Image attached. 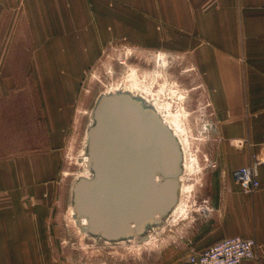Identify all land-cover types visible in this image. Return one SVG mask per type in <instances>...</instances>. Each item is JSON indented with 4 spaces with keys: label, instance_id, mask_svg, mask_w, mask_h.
Segmentation results:
<instances>
[{
    "label": "crops",
    "instance_id": "1",
    "mask_svg": "<svg viewBox=\"0 0 264 264\" xmlns=\"http://www.w3.org/2000/svg\"><path fill=\"white\" fill-rule=\"evenodd\" d=\"M0 9L27 20L33 56L48 73L77 75L120 39L195 59L221 115L223 151L211 207L186 247L254 238L259 257L239 264H264V0H0ZM68 79L39 82L48 148L0 158V264H51L47 226L72 104ZM254 160L260 185L247 192L233 172Z\"/></svg>",
    "mask_w": 264,
    "mask_h": 264
},
{
    "label": "rangeland",
    "instance_id": "2",
    "mask_svg": "<svg viewBox=\"0 0 264 264\" xmlns=\"http://www.w3.org/2000/svg\"><path fill=\"white\" fill-rule=\"evenodd\" d=\"M13 14L0 9V158L14 151L48 148L39 82L69 78L74 85L47 226L51 264H168L175 257L188 263L194 252L186 244L211 207L223 151L221 115L209 102L204 73H199L196 60L169 48L145 49L120 39L108 43L77 75L55 74V69L48 73L46 60L33 56L38 42L32 27ZM131 73L138 86H150L148 97L171 103V109L184 117L188 141L179 178L188 188L179 191V209L170 210L139 233L114 241L78 229L72 195L77 179L92 174L85 160L88 162V129L94 123L95 104L101 94L128 83Z\"/></svg>",
    "mask_w": 264,
    "mask_h": 264
},
{
    "label": "water",
    "instance_id": "3",
    "mask_svg": "<svg viewBox=\"0 0 264 264\" xmlns=\"http://www.w3.org/2000/svg\"><path fill=\"white\" fill-rule=\"evenodd\" d=\"M93 118L87 143L92 174L73 186L75 224L83 233L121 240L159 222L175 205L181 147L153 108L129 93L101 94Z\"/></svg>",
    "mask_w": 264,
    "mask_h": 264
},
{
    "label": "built area",
    "instance_id": "4",
    "mask_svg": "<svg viewBox=\"0 0 264 264\" xmlns=\"http://www.w3.org/2000/svg\"><path fill=\"white\" fill-rule=\"evenodd\" d=\"M257 160L233 172L235 180L247 192L259 187ZM259 245L254 238L230 236L209 245L189 256L188 264H239L243 260L259 257Z\"/></svg>",
    "mask_w": 264,
    "mask_h": 264
},
{
    "label": "bare ground",
    "instance_id": "5",
    "mask_svg": "<svg viewBox=\"0 0 264 264\" xmlns=\"http://www.w3.org/2000/svg\"><path fill=\"white\" fill-rule=\"evenodd\" d=\"M134 76L135 75L133 73L129 74L128 79H127L128 83H124L123 86L121 85V86H117L113 89H109L107 92H105V94L116 93V92L129 93L132 97L139 98L143 102V104H145L144 103L145 98H149V100L151 99L150 100V101H152L151 102L152 104L150 103L151 107L156 112V114L160 117L162 122L166 126H168V128L171 130V132L173 133V135L176 137V139L179 142V145L181 147V170H182L183 166H185V165H183V162H182L183 156H184L183 154L185 151V144L188 141V138L186 137V134H185V127L182 124V119L184 117L182 118L180 113L174 112L175 110L173 111V109H171V103L159 101L155 98L148 97L147 94H149L151 92L150 86H148V84L142 85V83H140V86H138L137 80H135ZM145 105H147V104H145ZM85 163H86L85 167L88 168V166H87L88 162L86 160H85ZM155 178L158 180V179H160V176H156ZM180 182H181V177L179 178V191L181 192V190L183 188H186V187L188 188V186L181 185ZM179 191H178V196H179ZM178 196H177V201H178ZM177 201L171 209L172 212L177 210V208L179 209V207H180L179 203H177ZM156 217H159V216L157 215ZM161 219H163V218H161ZM81 223H85V220L81 219ZM83 234H88V233H83Z\"/></svg>",
    "mask_w": 264,
    "mask_h": 264
},
{
    "label": "flooded vegetation",
    "instance_id": "6",
    "mask_svg": "<svg viewBox=\"0 0 264 264\" xmlns=\"http://www.w3.org/2000/svg\"><path fill=\"white\" fill-rule=\"evenodd\" d=\"M144 100V99H143ZM151 100V99H150ZM149 100V98H145V100H144V103L145 104H147V106H149V107H151V105H150V103L152 102V101H150ZM152 104V103H151Z\"/></svg>",
    "mask_w": 264,
    "mask_h": 264
}]
</instances>
